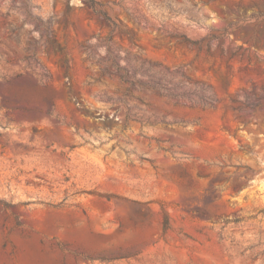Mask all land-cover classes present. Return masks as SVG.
<instances>
[{
	"label": "rangeland",
	"instance_id": "rangeland-1",
	"mask_svg": "<svg viewBox=\"0 0 264 264\" xmlns=\"http://www.w3.org/2000/svg\"><path fill=\"white\" fill-rule=\"evenodd\" d=\"M0 264H264V0H0Z\"/></svg>",
	"mask_w": 264,
	"mask_h": 264
}]
</instances>
